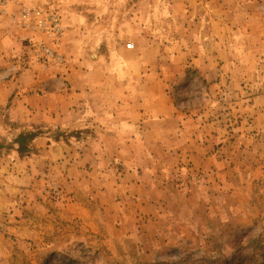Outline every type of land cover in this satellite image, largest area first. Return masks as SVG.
<instances>
[{"label":"rangeland","instance_id":"1","mask_svg":"<svg viewBox=\"0 0 264 264\" xmlns=\"http://www.w3.org/2000/svg\"><path fill=\"white\" fill-rule=\"evenodd\" d=\"M126 61L174 113L141 161L69 101ZM0 264H264V0L1 1Z\"/></svg>","mask_w":264,"mask_h":264},{"label":"crops","instance_id":"2","mask_svg":"<svg viewBox=\"0 0 264 264\" xmlns=\"http://www.w3.org/2000/svg\"><path fill=\"white\" fill-rule=\"evenodd\" d=\"M89 63L93 64V62ZM121 68H123L121 75H111L109 78L110 85H113L114 91L107 95H103L110 99L113 108H115L114 110L104 111L103 108H99L101 105L105 104V100L100 98V94H98L99 91L96 90L97 92L95 91L92 94L93 88L80 85L81 82L79 85L74 86L75 89H78L74 91L81 93L76 94L73 92L71 96L73 98L70 97L69 101H83L84 106L88 105L90 108H95V112L92 113L91 111L88 115H90V117H92V115L96 117V120L101 124V130L104 128L108 131L111 130L113 133L115 132L116 136L113 139L114 141L122 142L124 139L126 140V138H129L130 144H134L132 147L138 150L133 154L134 156L132 159L141 161V157L145 159L146 154L150 156L151 146L152 148L156 147L158 141L161 142L167 138V136L164 137V135L169 133V127L166 125V122L167 119L173 117V108L166 96L161 94L156 87L152 86L150 77L141 76L136 78L134 73L138 72V74H140L138 71L140 70L139 64H135L133 61H126L122 64ZM153 88L156 89L157 92H153ZM94 89H96V87ZM119 101L123 106L118 105ZM64 109L69 113L70 117L74 116L73 110H69V105H65ZM150 121L155 123V128H151L146 124ZM135 133L141 134L138 147L136 146V139L125 137L127 134L136 136ZM152 134H158L156 135L157 139L159 137V140H157L154 145L150 143ZM159 147L163 146L159 145ZM144 172L145 171H142V173L139 174L137 169H135V172L127 174L128 177L125 175L123 180H125V183L129 182L130 186L135 184L137 187L140 186L144 189ZM143 200L144 199H142V202H144ZM145 204L149 205V202H145Z\"/></svg>","mask_w":264,"mask_h":264},{"label":"trees","instance_id":"3","mask_svg":"<svg viewBox=\"0 0 264 264\" xmlns=\"http://www.w3.org/2000/svg\"><path fill=\"white\" fill-rule=\"evenodd\" d=\"M23 137H25V136H21V137L19 138V140H23V139H22Z\"/></svg>","mask_w":264,"mask_h":264},{"label":"built area","instance_id":"4","mask_svg":"<svg viewBox=\"0 0 264 264\" xmlns=\"http://www.w3.org/2000/svg\"><path fill=\"white\" fill-rule=\"evenodd\" d=\"M3 1V0H0V2Z\"/></svg>","mask_w":264,"mask_h":264}]
</instances>
